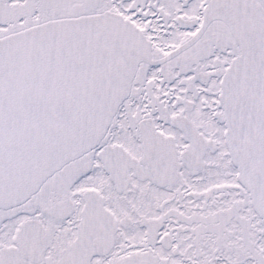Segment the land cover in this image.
<instances>
[{
    "label": "snow or ice",
    "instance_id": "snow-or-ice-1",
    "mask_svg": "<svg viewBox=\"0 0 264 264\" xmlns=\"http://www.w3.org/2000/svg\"><path fill=\"white\" fill-rule=\"evenodd\" d=\"M0 264H264V0H0Z\"/></svg>",
    "mask_w": 264,
    "mask_h": 264
}]
</instances>
